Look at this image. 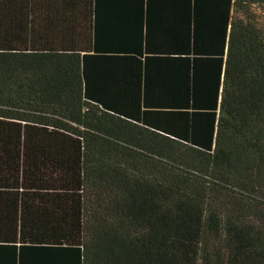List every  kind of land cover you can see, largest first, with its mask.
<instances>
[{
    "label": "trees",
    "instance_id": "16d2710c",
    "mask_svg": "<svg viewBox=\"0 0 264 264\" xmlns=\"http://www.w3.org/2000/svg\"><path fill=\"white\" fill-rule=\"evenodd\" d=\"M264 0H0V264H264Z\"/></svg>",
    "mask_w": 264,
    "mask_h": 264
},
{
    "label": "rangeland",
    "instance_id": "374dc122",
    "mask_svg": "<svg viewBox=\"0 0 264 264\" xmlns=\"http://www.w3.org/2000/svg\"><path fill=\"white\" fill-rule=\"evenodd\" d=\"M262 17H263V19H264V15H263Z\"/></svg>",
    "mask_w": 264,
    "mask_h": 264
}]
</instances>
